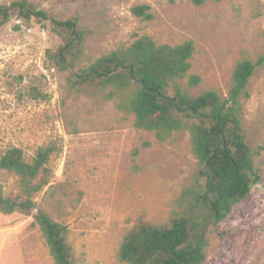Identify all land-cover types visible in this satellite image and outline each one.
I'll return each instance as SVG.
<instances>
[{
    "label": "rangeland",
    "instance_id": "obj_1",
    "mask_svg": "<svg viewBox=\"0 0 264 264\" xmlns=\"http://www.w3.org/2000/svg\"><path fill=\"white\" fill-rule=\"evenodd\" d=\"M14 0H0L8 5ZM52 16L76 14L95 60L148 35L157 43H194L191 73L226 97L236 61L264 54V0H28ZM147 5L153 19L131 8ZM61 39L48 22L15 18L0 28V156L22 149L30 160L50 147L51 178L29 215L0 209V264H54L33 214L46 212L67 228L74 264H122L117 250L141 221L163 224L197 170L187 133L158 142L138 130L104 92L74 87L46 51ZM242 127L262 167L259 182L211 229L205 264H264V66L250 80ZM3 197L19 194L15 175L0 169ZM37 209V211H36Z\"/></svg>",
    "mask_w": 264,
    "mask_h": 264
},
{
    "label": "trees",
    "instance_id": "obj_2",
    "mask_svg": "<svg viewBox=\"0 0 264 264\" xmlns=\"http://www.w3.org/2000/svg\"><path fill=\"white\" fill-rule=\"evenodd\" d=\"M131 13L141 21L153 19L151 8L137 5ZM15 18L25 24L48 22L61 39L47 50L48 61L68 75L74 86L104 92L118 111L133 117L138 130L154 133L158 142L187 133L197 170L175 200L167 222L141 221L121 241L117 258L122 264H205L211 229L226 219L261 177L257 154L247 145L242 127L245 103L251 97L250 80L264 66L242 55L235 63L226 97L207 90L193 94L202 82L192 74L194 43H157L143 35L91 60L85 53L86 29L78 15L52 16L28 0L0 5V28ZM51 148H40L27 160L12 147L0 156V169L18 179L19 194L3 197L5 213L29 215L35 197L49 185ZM258 160V161H257ZM54 264H74L66 226L41 210L32 217Z\"/></svg>",
    "mask_w": 264,
    "mask_h": 264
},
{
    "label": "water",
    "instance_id": "obj_3",
    "mask_svg": "<svg viewBox=\"0 0 264 264\" xmlns=\"http://www.w3.org/2000/svg\"><path fill=\"white\" fill-rule=\"evenodd\" d=\"M36 211H37V209H36Z\"/></svg>",
    "mask_w": 264,
    "mask_h": 264
}]
</instances>
